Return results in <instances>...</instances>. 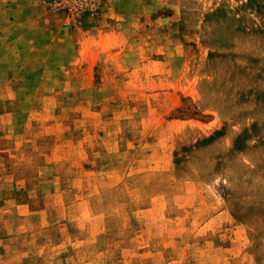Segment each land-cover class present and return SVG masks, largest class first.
I'll return each instance as SVG.
<instances>
[{
  "label": "rangeland",
  "instance_id": "374dc122",
  "mask_svg": "<svg viewBox=\"0 0 264 264\" xmlns=\"http://www.w3.org/2000/svg\"><path fill=\"white\" fill-rule=\"evenodd\" d=\"M0 264H264V0H0Z\"/></svg>",
  "mask_w": 264,
  "mask_h": 264
}]
</instances>
